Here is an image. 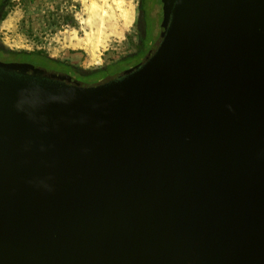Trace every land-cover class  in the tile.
I'll return each instance as SVG.
<instances>
[{
    "label": "water",
    "instance_id": "95a60500",
    "mask_svg": "<svg viewBox=\"0 0 264 264\" xmlns=\"http://www.w3.org/2000/svg\"><path fill=\"white\" fill-rule=\"evenodd\" d=\"M0 264H264V0L93 84L0 62Z\"/></svg>",
    "mask_w": 264,
    "mask_h": 264
},
{
    "label": "rangeland",
    "instance_id": "374dc122",
    "mask_svg": "<svg viewBox=\"0 0 264 264\" xmlns=\"http://www.w3.org/2000/svg\"><path fill=\"white\" fill-rule=\"evenodd\" d=\"M142 3L4 0L0 7V47L14 52L41 50L82 73L104 70L136 56L141 45Z\"/></svg>",
    "mask_w": 264,
    "mask_h": 264
},
{
    "label": "trees",
    "instance_id": "16d2710c",
    "mask_svg": "<svg viewBox=\"0 0 264 264\" xmlns=\"http://www.w3.org/2000/svg\"><path fill=\"white\" fill-rule=\"evenodd\" d=\"M4 3V0H0V7ZM144 55H136V57H129L127 60L136 59L139 62L145 58ZM126 60V61H127ZM0 62L11 66H22L29 68H38L42 71H58L61 72L66 78L78 81L85 84L97 83L106 74V71L100 70L92 73H82L70 63L59 62L47 56L43 51L37 50L33 52H14L8 51L0 47ZM122 62L116 65H110L107 70H113L120 66Z\"/></svg>",
    "mask_w": 264,
    "mask_h": 264
},
{
    "label": "flooded vegetation",
    "instance_id": "af4514ba",
    "mask_svg": "<svg viewBox=\"0 0 264 264\" xmlns=\"http://www.w3.org/2000/svg\"><path fill=\"white\" fill-rule=\"evenodd\" d=\"M169 2L170 0H143L141 7L142 20L140 22L141 45L139 47V50L137 51V54L146 56L151 52L153 47L158 42L162 33L163 23L166 18ZM140 63L141 60L139 62H136V59H131L127 61L125 60L121 63L125 65L124 68L118 66L115 69L110 70V72L109 70H107V68H105V76L97 82H100L111 76L122 74L123 72L136 67Z\"/></svg>",
    "mask_w": 264,
    "mask_h": 264
},
{
    "label": "bare ground",
    "instance_id": "6f19581e",
    "mask_svg": "<svg viewBox=\"0 0 264 264\" xmlns=\"http://www.w3.org/2000/svg\"><path fill=\"white\" fill-rule=\"evenodd\" d=\"M84 46L86 47V45H85V44H84ZM78 47H79V48H82L83 46H79V45H78Z\"/></svg>",
    "mask_w": 264,
    "mask_h": 264
},
{
    "label": "crops",
    "instance_id": "0c3cea01",
    "mask_svg": "<svg viewBox=\"0 0 264 264\" xmlns=\"http://www.w3.org/2000/svg\"><path fill=\"white\" fill-rule=\"evenodd\" d=\"M5 26H6V25H5ZM7 27L9 28V27H10V25H8V24H7Z\"/></svg>",
    "mask_w": 264,
    "mask_h": 264
}]
</instances>
